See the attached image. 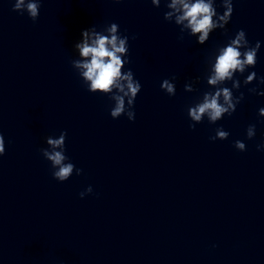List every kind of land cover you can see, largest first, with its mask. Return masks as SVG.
<instances>
[{"label": "clouds", "instance_id": "9594fccd", "mask_svg": "<svg viewBox=\"0 0 264 264\" xmlns=\"http://www.w3.org/2000/svg\"><path fill=\"white\" fill-rule=\"evenodd\" d=\"M115 2L119 3L120 0H115ZM151 3L155 7H159L161 0H151ZM222 6L225 11L221 15L218 14L214 6V0H170V2L168 0L166 7L169 10L164 13V19L171 22L175 17V24L190 29L191 35L197 37V43L203 45L208 41L210 33L218 28L224 29L231 19L232 0H222ZM39 10L40 0H15L13 6V11L21 14L26 11L34 22L39 17ZM106 31L107 35L101 34L95 27L82 30L83 42L76 43L75 48L78 49L80 57L84 59L73 60L72 66L81 70L80 77L88 86L89 92L109 95L110 99L115 102L110 110L113 119L126 115L129 121H134L133 107L135 98L141 91V84L134 79L131 69L127 72L122 71L125 64L129 63L127 59H123L128 55L129 37L121 36L116 23L110 24ZM259 48V41L255 46H250L244 30H239L226 46L218 49L219 54L215 57L212 74L207 78V84L217 86L223 85L226 81H232V89H239L240 81L234 79V75L237 72L243 74L247 68L255 67ZM254 79H256V73L252 72L243 83L251 84ZM260 83L264 84V77L260 79ZM161 89L169 96L176 93L175 84L168 79L163 80ZM232 89L216 87L214 92H205L202 101L188 109V116L193 122L189 127L194 129L195 125L202 122L205 117L209 123L214 124L225 114L231 116L235 112L237 104L243 99V93L234 97ZM194 90L192 83L185 85V91L192 92ZM250 91L256 92V89L253 88ZM258 94L264 95V92ZM259 115L264 116V108L259 110ZM215 131V136L210 137V140L228 139L227 131L222 128H217ZM246 135L248 139L255 137V125H250L247 128ZM66 136V132H61L58 138L46 137L47 147L41 149L43 157L51 164L53 178L59 182L69 180L74 172L76 175H80L83 171L76 168L65 155ZM234 147L241 152L246 150L245 143L240 140L235 141ZM261 148H264V144L257 146V150H261ZM4 154L5 141L3 135L0 134V156ZM92 191V187L89 186L80 193V197L84 198Z\"/></svg>", "mask_w": 264, "mask_h": 264}]
</instances>
